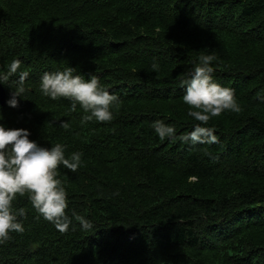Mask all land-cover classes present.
I'll list each match as a JSON object with an SVG mask.
<instances>
[{"label":"trees","instance_id":"trees-1","mask_svg":"<svg viewBox=\"0 0 264 264\" xmlns=\"http://www.w3.org/2000/svg\"><path fill=\"white\" fill-rule=\"evenodd\" d=\"M208 54L240 113L209 121L216 144L161 141L157 120L177 137L199 123L181 80ZM17 59L0 125L82 162L58 168L69 230L18 196L25 231L0 244V264H264V0H0V74ZM66 67L119 98L111 122L82 123L78 104L43 96L42 75ZM19 71L26 91L11 108Z\"/></svg>","mask_w":264,"mask_h":264},{"label":"clouds","instance_id":"clouds-1","mask_svg":"<svg viewBox=\"0 0 264 264\" xmlns=\"http://www.w3.org/2000/svg\"><path fill=\"white\" fill-rule=\"evenodd\" d=\"M215 54L201 55L191 77L182 79L185 88L183 102L188 106V116L199 123L187 135L176 136L173 126L157 120L153 124L155 133L161 141L179 139L183 143L216 144L219 138L214 135V128L208 127L209 121L225 112L240 113L234 90L222 87L213 79L212 62ZM20 60H13L6 73L0 74V84H5L21 68ZM153 70L159 65L154 63ZM75 69L66 67L63 71L45 72L41 77L40 90L43 96L55 101L60 98L71 101L70 111L75 112L77 104L86 115L82 123L95 120L108 123L114 119L113 110H119V98L111 94L92 75L86 82L75 74ZM29 76L27 71H19L17 88L11 94L8 106L18 107L17 97L25 93L24 83ZM2 119V117H0ZM60 127L68 129V122H61ZM30 133L24 129H9L0 125V244L11 239V233L22 234L25 229L18 217L25 216V209L14 210L13 203L17 197L27 195L35 211L44 220L54 225L60 233L69 230L72 220L66 215L68 207L67 192L60 179L58 168L63 165L71 172L81 166L82 153H72L65 157V146L57 143L51 149L39 147L29 140ZM190 179L195 180L196 177ZM74 215L82 230L93 229V224L80 215Z\"/></svg>","mask_w":264,"mask_h":264},{"label":"water","instance_id":"water-1","mask_svg":"<svg viewBox=\"0 0 264 264\" xmlns=\"http://www.w3.org/2000/svg\"><path fill=\"white\" fill-rule=\"evenodd\" d=\"M4 93H3V90L2 88L0 87V105L3 106L4 105Z\"/></svg>","mask_w":264,"mask_h":264}]
</instances>
